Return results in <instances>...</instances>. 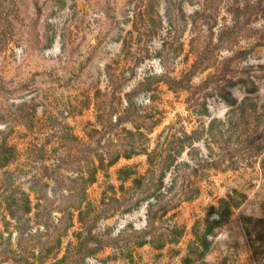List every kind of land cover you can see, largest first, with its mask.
<instances>
[{"label": "rangeland", "instance_id": "rangeland-1", "mask_svg": "<svg viewBox=\"0 0 264 264\" xmlns=\"http://www.w3.org/2000/svg\"><path fill=\"white\" fill-rule=\"evenodd\" d=\"M2 157L0 264H264V0H0Z\"/></svg>", "mask_w": 264, "mask_h": 264}, {"label": "trees", "instance_id": "trees-1", "mask_svg": "<svg viewBox=\"0 0 264 264\" xmlns=\"http://www.w3.org/2000/svg\"><path fill=\"white\" fill-rule=\"evenodd\" d=\"M9 152H10V153H11V152L13 153V149L9 148V149H7V150L5 151V153H9ZM2 159H4V158H3V157L0 158L1 161H2Z\"/></svg>", "mask_w": 264, "mask_h": 264}]
</instances>
